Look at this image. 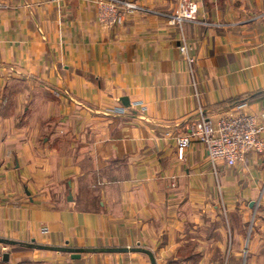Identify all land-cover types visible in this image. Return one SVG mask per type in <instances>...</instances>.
<instances>
[{
	"label": "crops",
	"instance_id": "1",
	"mask_svg": "<svg viewBox=\"0 0 264 264\" xmlns=\"http://www.w3.org/2000/svg\"><path fill=\"white\" fill-rule=\"evenodd\" d=\"M136 1L109 27L96 0H0V239L16 242L0 244V264H151L29 244L142 247L157 264H221L228 245L239 264L234 213L220 208L258 200L264 152L216 175L201 142L180 158L177 137L237 102L264 112V0H186L195 18L182 26L168 19L183 0ZM246 249L264 263V207Z\"/></svg>",
	"mask_w": 264,
	"mask_h": 264
},
{
	"label": "built area",
	"instance_id": "2",
	"mask_svg": "<svg viewBox=\"0 0 264 264\" xmlns=\"http://www.w3.org/2000/svg\"><path fill=\"white\" fill-rule=\"evenodd\" d=\"M193 7L192 2L183 0L169 16L168 23L182 26L185 20L194 19ZM140 8L136 0H96L97 19L109 27L124 23ZM178 48L186 56L190 72L194 73L197 60L189 55L190 45L184 36L179 40ZM245 106V103L237 102L216 119L202 115L190 133L177 137L179 157L183 158L193 140H198L205 146L217 175L221 165L233 167L244 162L249 152L263 153L264 112L260 115L249 113L243 110Z\"/></svg>",
	"mask_w": 264,
	"mask_h": 264
},
{
	"label": "rangeland",
	"instance_id": "3",
	"mask_svg": "<svg viewBox=\"0 0 264 264\" xmlns=\"http://www.w3.org/2000/svg\"><path fill=\"white\" fill-rule=\"evenodd\" d=\"M264 191L262 190L258 200L256 199V201H252L253 202V206H250V202L247 200H241V201H236L235 205L233 207V209H229V207L227 206V204H225L224 206L221 205L220 210L225 214L226 212L228 213V211H232L234 214V220H231L228 223V220H226V222L224 223L225 228L227 230H229V227L232 228V226H236L237 230L240 231V238H241V242H240V249H239V264H247L248 262V258H247V249L246 247L248 246V241H249V236L251 234L252 231V226L255 224V216L257 213V210H261L263 206V204L261 205V200L264 197ZM225 193V192H224ZM241 211L243 212H249V223L245 224L243 223V213H241ZM230 224V225H229ZM197 255L200 254V252H196ZM233 256V252L231 250V247H229L228 245L225 248V257L224 259H222L221 264H232L238 260V259H232ZM264 264V263H261Z\"/></svg>",
	"mask_w": 264,
	"mask_h": 264
},
{
	"label": "water",
	"instance_id": "4",
	"mask_svg": "<svg viewBox=\"0 0 264 264\" xmlns=\"http://www.w3.org/2000/svg\"><path fill=\"white\" fill-rule=\"evenodd\" d=\"M121 101L124 105L129 106V98L124 96L121 98ZM69 199H72L70 196ZM250 206H253V202H251ZM34 242V241H33ZM16 244L15 241L8 240V239H0V244ZM30 246H33L35 248H40V249H48V250H54V251H59V252H68L72 253L73 258H80L81 254L83 252H129V251H140L143 253H146L150 260L151 264H157L156 258L154 253L147 249V248H142V247H94V248H71L67 246H51V245H40V244H29ZM0 256H2V259L4 261L9 260V253L8 252H1V245H0Z\"/></svg>",
	"mask_w": 264,
	"mask_h": 264
}]
</instances>
